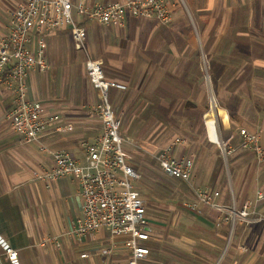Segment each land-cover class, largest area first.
<instances>
[{
	"label": "crops",
	"instance_id": "obj_1",
	"mask_svg": "<svg viewBox=\"0 0 264 264\" xmlns=\"http://www.w3.org/2000/svg\"><path fill=\"white\" fill-rule=\"evenodd\" d=\"M18 1L0 0V38ZM122 1L87 0L83 6ZM162 1L170 9L166 24L127 17L119 28L72 13L86 31L90 57L102 63L108 79L126 85L125 91L110 92V102L145 204L148 237L138 243L149 254L139 264H264V223L237 225L231 232L208 206L200 205L199 215L178 212L197 190L210 189L220 193L221 204L233 201L242 208L256 202L264 214V161L242 147L239 135L242 128L256 134L264 152V0ZM42 38L48 68L30 72L27 97L58 120L38 142L20 143L8 119L13 93L0 86V236L20 264L123 263L130 256L127 234L113 237L105 228L73 232L81 216L75 178L40 179L52 166L42 147L64 149L82 162L84 143L101 134L93 111L100 95L86 77L84 52L68 27ZM198 42L211 65L207 84L196 64ZM179 101L191 108L182 122H190L195 135L172 125L170 107ZM165 147L176 158L192 160L188 181L161 171L154 153ZM160 188L172 191L165 205ZM0 262L8 264L1 247Z\"/></svg>",
	"mask_w": 264,
	"mask_h": 264
},
{
	"label": "built area",
	"instance_id": "obj_2",
	"mask_svg": "<svg viewBox=\"0 0 264 264\" xmlns=\"http://www.w3.org/2000/svg\"><path fill=\"white\" fill-rule=\"evenodd\" d=\"M86 1L19 0L8 14L7 34L0 38V86L10 90L14 96L8 115L13 133L22 144L38 142L45 127L58 119L55 115L45 114L39 102L28 99L26 81L30 72H44L48 68L42 35L69 28L72 39L86 54L84 69L88 82L100 95L93 111L100 122L101 134L94 142L84 143L82 162L64 149L49 151L42 147L43 151L49 152L52 166L40 179L55 181L73 176L81 199V216L76 220L73 232L83 235L105 228L113 237L127 234L130 256L118 264H139L149 254V250L138 243L148 237L144 226L145 204L136 191L135 182L139 176L126 161L118 117L110 102V92L125 91L126 85L108 79L102 63L88 56L86 31L77 25L72 13L75 11L103 26L122 28L127 17L153 19L166 24L171 18L170 9L162 0H125L85 7L83 3ZM239 135L242 147L252 152L258 162L264 161L258 136L244 128L239 130ZM220 149L224 151L223 147ZM234 151L230 148L228 152ZM155 158L164 174L183 181L190 179L193 167L190 158L174 157L170 154V147L158 150ZM219 197L218 191L199 189L194 200L182 207L196 215L201 213L200 205L210 207L229 223L231 232L237 225L264 223V214L257 211L256 202L238 208L233 201L228 205L221 204ZM260 199L262 196L259 195L257 200ZM0 247L8 264H20L16 251L1 236Z\"/></svg>",
	"mask_w": 264,
	"mask_h": 264
},
{
	"label": "rangeland",
	"instance_id": "obj_3",
	"mask_svg": "<svg viewBox=\"0 0 264 264\" xmlns=\"http://www.w3.org/2000/svg\"><path fill=\"white\" fill-rule=\"evenodd\" d=\"M196 47L198 48V58H197V68L199 69L200 71V77H201V80L204 82V83H208L209 82V75H210V70H211V65H210V61L208 60V57L205 55V53L203 52L202 50V47H201V43H196ZM88 53V51H87ZM85 54V53H84ZM86 56V54H85ZM88 56L90 57L89 53H88ZM87 58V57H86ZM91 58V57H90ZM92 59V58H91ZM96 60V59H95ZM86 61V60H85ZM209 92L211 93V87L208 89ZM181 102H177L174 106L170 107V110L172 112V116H171V121H172V125L173 126H182L183 129L186 131V132H190L192 135H195V131H192L191 129V126L188 125L190 124V122H182V118H183V115L186 116L187 112L191 111V108H189L188 106H184L182 104H180ZM210 105V104H208ZM211 105H214V103H212ZM116 111V110H115ZM216 112V111H214ZM116 113V116H117V112ZM193 121V119H191ZM187 125V126H186ZM123 139V138H122ZM157 152V151H156ZM156 152L154 153V155L156 154ZM137 173V172H136ZM138 174V173H137ZM139 176V174H138ZM140 178V177H139ZM139 181V179L137 180ZM137 181L135 182V188L137 186ZM167 189V188H166ZM165 188H160V193L158 194L159 195V199H161V203L163 205H165V203H167L166 200H170L168 199L171 195H172V191H169V190H166ZM175 195V194H174ZM175 197L177 199H173V200H176L178 201V203L181 201V199L179 197H177L175 195ZM178 212L180 213H183L186 215V213H188L187 211H185L182 207L180 208V210H178ZM181 216V215H179ZM182 217V216H181ZM180 217V218H181ZM184 217H188V216H184ZM179 218V219H180ZM190 219V218H189ZM178 222V221H177Z\"/></svg>",
	"mask_w": 264,
	"mask_h": 264
}]
</instances>
